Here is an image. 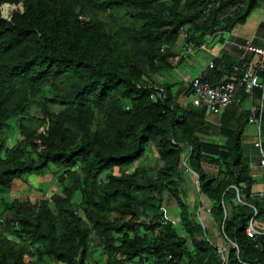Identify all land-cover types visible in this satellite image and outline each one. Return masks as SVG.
Segmentation results:
<instances>
[{
    "label": "trees",
    "instance_id": "trees-1",
    "mask_svg": "<svg viewBox=\"0 0 264 264\" xmlns=\"http://www.w3.org/2000/svg\"><path fill=\"white\" fill-rule=\"evenodd\" d=\"M258 10L264 0H0V264H221L205 220L227 264H264V235L247 236L264 222L242 143L248 96L212 125L170 80L175 58ZM212 134L221 141L202 137ZM47 173L59 194L13 196L23 177Z\"/></svg>",
    "mask_w": 264,
    "mask_h": 264
},
{
    "label": "crops",
    "instance_id": "crops-1",
    "mask_svg": "<svg viewBox=\"0 0 264 264\" xmlns=\"http://www.w3.org/2000/svg\"><path fill=\"white\" fill-rule=\"evenodd\" d=\"M262 23H264V10H260L259 13L256 11V13L254 12L250 15L244 25L238 26L243 28V30L237 31L236 27L230 33H219L211 38H207L204 44L197 48L191 49L189 52H186L182 58L183 60H175L173 62L174 70L172 71L170 80L177 85L175 93L179 96V99H181V101L179 100V103L183 105L188 104L184 103L185 100H189V103H191V91L188 98L185 96L182 97L187 90H190L188 87V82L193 78L202 76L203 70L210 63H213L214 68L217 66V73H219L220 77H218L215 73H212L214 69L209 71L206 76H210L212 78L211 84H216L219 81L225 80L228 77L231 68L241 62L244 52L242 49H239L240 47H244L247 43H251L256 47L264 48V34L262 36L258 32V28ZM203 58H207V60L204 59L206 62H204ZM244 59L248 62H255L257 60L256 57L250 54H245ZM189 71H193V74L189 75ZM247 104L248 106H246V108L249 109L250 104ZM258 104L259 103L255 104L254 106H257ZM218 119L219 117L213 116L209 121L212 125H217ZM248 128H253L256 135V129L251 125H248L245 128L244 135L249 133ZM215 141L220 142L221 139L218 138ZM253 144L250 145L249 148L244 144L243 146L248 150V152H250L248 161L253 177L261 185H264V170L261 169L257 164L258 153L253 149ZM184 174L185 177L189 176L188 170H185ZM186 180L188 181V179ZM192 182V185L188 183L189 191L187 202H190V197L193 198V202L195 201V198L198 197L196 180L194 181L192 179ZM15 186L17 189H15L13 196L20 200H25L28 198L31 202H36L42 197L50 199L56 194L55 192H57L59 189L61 190L58 180L55 179L50 173L39 177H29V179L26 181H18L15 183ZM164 211L167 219L179 227V218H177V205L175 201L169 196H166L165 198ZM204 223L209 232L208 239L214 245V247L219 248L224 246V239L219 234V232L209 225L206 220Z\"/></svg>",
    "mask_w": 264,
    "mask_h": 264
},
{
    "label": "built area",
    "instance_id": "built-area-1",
    "mask_svg": "<svg viewBox=\"0 0 264 264\" xmlns=\"http://www.w3.org/2000/svg\"><path fill=\"white\" fill-rule=\"evenodd\" d=\"M4 17V16H3ZM187 36L182 32V38ZM244 54L239 64L234 65L228 77L219 81L216 84H211L202 80L209 71L214 68L213 63H210L200 77L189 80L188 87L191 91V103L194 107L210 112L213 116L220 117L224 111L235 104L241 103L240 92L248 96L250 104L248 111V125L256 129V141L253 144L254 149L258 151L259 167L264 170V135L261 131L262 115L264 113V48L256 47L251 43L240 47ZM191 48L188 50V52ZM245 54H250L257 58L255 62H248L244 59ZM180 58H175L179 60ZM255 90L261 92L259 106L253 105V93ZM197 185V179H196ZM258 198L264 199V191L258 194ZM256 215V212H255ZM259 235H264V222L250 221L247 236L254 238ZM232 248L236 249V245L231 244ZM228 246L225 244L217 248V256L221 264H227ZM137 264H146L145 261H140Z\"/></svg>",
    "mask_w": 264,
    "mask_h": 264
},
{
    "label": "rangeland",
    "instance_id": "rangeland-1",
    "mask_svg": "<svg viewBox=\"0 0 264 264\" xmlns=\"http://www.w3.org/2000/svg\"><path fill=\"white\" fill-rule=\"evenodd\" d=\"M260 11V10H259ZM259 11H257V13H259ZM9 12H10V8L9 7H4L3 8V16L4 17H6L8 14H9ZM256 13V12H255ZM237 31H241V30H243V28H241V27H237V29H236ZM247 31H248V29H247ZM205 58H203V60H204ZM205 60H207V58L205 59ZM204 60V62H206ZM195 72V71H194ZM191 74H193V71H189V75H191ZM195 74V73H194ZM192 76H195V75H192ZM176 88L177 87H175V89H174V92H175V90H176ZM180 101H181V99H179ZM185 104L186 103H189V100H185V102H184ZM11 127L13 126V124H11L10 125ZM254 129L253 128H248V131H249V133H246L245 135H244V137H243V139H242V142H243V144L245 145V146H248V148H249V146L250 145H252L253 144V142L256 140V138H257V136L255 135V130L253 131ZM15 129L12 131V135H13V137H15ZM210 132H215V130L213 129V128H210ZM205 140H210V141H215L216 139H218V137H216L215 135L213 136V134L212 135H208V136H202ZM213 138H215V139H213ZM218 142V141H217ZM252 149V148H251ZM143 163L144 164H146L147 166H155V165H157V161H156V159H155V156H154V154H153V152L152 151H149L147 154H146V158L143 160ZM29 177L30 178H33V177H38V176H36V175H30V176H25V177H23L22 178V181H26V180H28L29 179ZM186 179H188V183L190 184V185H192V179L195 181L196 180V177H192V178H190L189 176H186ZM60 189L57 191V192H55L56 194H59L60 193ZM191 202V203H190ZM190 202H188V205L190 206V207H192L193 206V204H194V202H193V198L192 197H190ZM177 233L180 235L181 234V230H180V228L179 227H177Z\"/></svg>",
    "mask_w": 264,
    "mask_h": 264
}]
</instances>
